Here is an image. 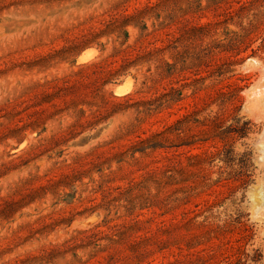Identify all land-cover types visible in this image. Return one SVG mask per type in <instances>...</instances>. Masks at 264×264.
<instances>
[{
  "label": "rangeland",
  "instance_id": "obj_1",
  "mask_svg": "<svg viewBox=\"0 0 264 264\" xmlns=\"http://www.w3.org/2000/svg\"><path fill=\"white\" fill-rule=\"evenodd\" d=\"M263 84L264 0H0V264H264Z\"/></svg>",
  "mask_w": 264,
  "mask_h": 264
},
{
  "label": "bare ground",
  "instance_id": "obj_2",
  "mask_svg": "<svg viewBox=\"0 0 264 264\" xmlns=\"http://www.w3.org/2000/svg\"><path fill=\"white\" fill-rule=\"evenodd\" d=\"M90 53V52H89ZM91 57V53H90V55H87V54H83L81 57H80V59H79V61H81V62H84V61H87L89 58ZM261 80V79H260ZM261 82V81H260ZM264 85V84H263ZM125 88V87H124ZM258 88H259V86H258ZM117 89H115V91H116ZM118 92V91H117ZM119 92H120V90H119ZM256 96V95H255ZM257 97V96H256ZM258 99V98H257ZM260 99V98H259ZM258 102H259V100H258ZM257 102V103H258ZM259 107H260V105H259ZM263 149L262 150H264V144H263ZM260 194H262V193H260ZM261 197V196H260ZM259 197V198H260ZM258 198V197H257ZM263 198V197H262ZM261 199H259L258 200V203H256L257 204V206H258V204H259V201H260ZM263 200V199H262ZM257 211H258V214H261L262 216H264V202L262 201H260V204H259V206H258V209H257ZM262 216H260L261 218H262ZM259 217V218H260Z\"/></svg>",
  "mask_w": 264,
  "mask_h": 264
}]
</instances>
